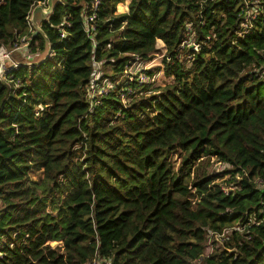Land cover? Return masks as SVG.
Listing matches in <instances>:
<instances>
[{
  "label": "trees",
  "instance_id": "obj_1",
  "mask_svg": "<svg viewBox=\"0 0 264 264\" xmlns=\"http://www.w3.org/2000/svg\"><path fill=\"white\" fill-rule=\"evenodd\" d=\"M42 1L0 0V45ZM124 3L103 4L95 48L81 1L58 4L47 39L30 35L54 56L16 71L19 88L0 80V264H264V0ZM159 40L171 84L118 86L91 113L94 61L116 83Z\"/></svg>",
  "mask_w": 264,
  "mask_h": 264
},
{
  "label": "built area",
  "instance_id": "obj_2",
  "mask_svg": "<svg viewBox=\"0 0 264 264\" xmlns=\"http://www.w3.org/2000/svg\"><path fill=\"white\" fill-rule=\"evenodd\" d=\"M47 1L44 0L42 2H39L37 6L42 5L44 7H47ZM63 2L67 0H62ZM74 1H81L80 5H83V17H82V26L84 29V32L86 33L87 37L91 40L93 43L94 48L97 46V34L99 31V14L102 11L103 4L107 0H74ZM129 0H126L128 2ZM131 2V0H130ZM129 2V4H130ZM33 7L27 17V22L29 25V35L21 37L18 41L14 43L12 48H8L4 45H0V80L9 84V83H15L16 88H19L22 85V82L20 80L14 81V73L16 71H19L22 67H28L32 68L34 65H38L40 62L45 61L46 59L53 57L54 55L52 52L48 56L43 54H32V50L30 48L31 40L30 35L36 36L37 34L42 35V31L44 32L42 28V24H39V27L35 25L32 19V14L34 9L37 7ZM257 2L254 4L252 9H248L244 11L243 17L244 22L241 24V28L244 30L242 35L248 31V29L251 27L250 24L255 21L258 17V11L256 10ZM53 14V13H52ZM116 15H118V8ZM51 15L48 16L46 21L50 18ZM68 28H71V24L69 22V19H65L63 24L60 27H57V33L60 36L61 40H66L69 36ZM187 30L190 32L191 27L190 25L187 26ZM46 34V33H45ZM43 36V35H42ZM44 37V36H43ZM159 44L163 47V59L160 65L161 71L156 73L158 69V60H159ZM193 44V39L188 41L182 46V49L186 46H190ZM157 53L152 54V59L150 60H143L139 57H133V59L129 60L124 68V74L121 77V79L116 83H107L105 85L100 84L101 77L103 76L104 69L101 65V63H98L94 61L93 67L95 68L93 79L91 81L90 89H89V97L90 100L94 103L91 113H93L94 108L97 105H101V101L99 97H104L109 95V93L114 90V88L121 86L123 87L120 90L121 96L123 99H126L130 94L134 93L132 91V84L137 83L139 86L142 85H151L158 81L162 76L164 75V65L163 61L166 58L167 50L165 48V45L162 41L157 42ZM17 57L20 58L17 59ZM46 57V58H45ZM153 72L154 74L151 76L148 73ZM255 75L259 78L264 79V64L261 70L255 71ZM215 162V161H214ZM214 169L217 173L224 172L226 169H229V166L225 163H216ZM242 229H237V231H241ZM233 231V230H232ZM231 231H224L222 234H215L210 232V237L212 238L211 241L215 240L213 242V248L217 247L218 243L225 242L228 239V233ZM221 240V241H220ZM210 241V242H211ZM222 244V243H221ZM90 264H101L99 260H95Z\"/></svg>",
  "mask_w": 264,
  "mask_h": 264
},
{
  "label": "rangeland",
  "instance_id": "obj_3",
  "mask_svg": "<svg viewBox=\"0 0 264 264\" xmlns=\"http://www.w3.org/2000/svg\"><path fill=\"white\" fill-rule=\"evenodd\" d=\"M59 3V0H55V4H58ZM124 5L126 6L127 5V3H124ZM128 6V5H127ZM118 14H121V13H119V11H118ZM35 21H36V23L37 24H42L43 22H44V18L42 17V15L40 14V12L38 11V12H36V14H35ZM159 49V60H158V66H157V68L156 69H159L160 68V65H161V62H162V59H163V53H165L164 51H163V47L161 46V44H159V47H158ZM43 55H47V53L45 52V53H42ZM46 58V57H45ZM17 59H19L20 60V58L19 57H17ZM171 82H172V80L171 79H168V78H166L165 76H162L158 81H156L155 83H153V84H151L152 85V89H157V88H165L167 85H169V84H171ZM9 85H12L11 83H9ZM151 89V90H152ZM215 170V169H214ZM216 171V170H215ZM34 179H38V177L37 176H35L34 177ZM262 188V187H261ZM215 240H213V241H211L210 243H209V247H210V249H209V251L210 252H212L213 251V242H214ZM221 241V240H220ZM222 243V244H221ZM219 242L218 243V245H217V247H215V249H219L220 247H223V245H224V242ZM57 245H59V244H57V243H54L53 244V246L54 247H56Z\"/></svg>",
  "mask_w": 264,
  "mask_h": 264
},
{
  "label": "water",
  "instance_id": "obj_4",
  "mask_svg": "<svg viewBox=\"0 0 264 264\" xmlns=\"http://www.w3.org/2000/svg\"><path fill=\"white\" fill-rule=\"evenodd\" d=\"M63 3L62 0H59V3L58 4H61ZM58 4H55V0H48L47 1V7H44L42 5H39L37 6L34 11H33V14H32V19H33V22L35 23V25L37 27H39V24L36 23L35 21V14L36 12H40V14L42 15V17L44 18V21H46V19L48 18L49 15H52V13L54 12V9L55 7L58 5ZM42 35L44 36L45 39H47V35L45 34V32H41ZM51 50H50V42L47 41V55L48 56L50 54Z\"/></svg>",
  "mask_w": 264,
  "mask_h": 264
},
{
  "label": "crops",
  "instance_id": "obj_5",
  "mask_svg": "<svg viewBox=\"0 0 264 264\" xmlns=\"http://www.w3.org/2000/svg\"><path fill=\"white\" fill-rule=\"evenodd\" d=\"M127 3V2H126ZM120 5H124V4H120ZM128 6H127V13L129 12V4H127ZM119 6V5H118ZM118 8V7H117ZM122 14H124V13H122Z\"/></svg>",
  "mask_w": 264,
  "mask_h": 264
}]
</instances>
